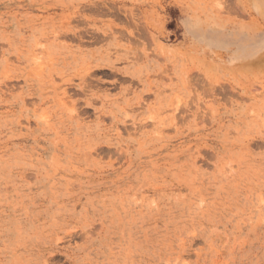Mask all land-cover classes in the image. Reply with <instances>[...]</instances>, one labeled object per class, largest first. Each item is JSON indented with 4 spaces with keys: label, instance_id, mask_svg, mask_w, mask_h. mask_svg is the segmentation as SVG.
I'll return each instance as SVG.
<instances>
[{
    "label": "rangeland",
    "instance_id": "obj_1",
    "mask_svg": "<svg viewBox=\"0 0 264 264\" xmlns=\"http://www.w3.org/2000/svg\"><path fill=\"white\" fill-rule=\"evenodd\" d=\"M0 264H264V0H0Z\"/></svg>",
    "mask_w": 264,
    "mask_h": 264
},
{
    "label": "bare ground",
    "instance_id": "obj_2",
    "mask_svg": "<svg viewBox=\"0 0 264 264\" xmlns=\"http://www.w3.org/2000/svg\"><path fill=\"white\" fill-rule=\"evenodd\" d=\"M183 19H184V18H183ZM185 27H186V28H189V24L187 23V24L185 25Z\"/></svg>",
    "mask_w": 264,
    "mask_h": 264
}]
</instances>
